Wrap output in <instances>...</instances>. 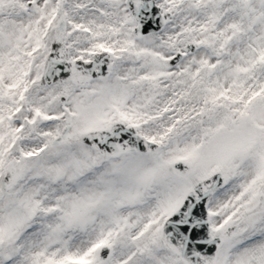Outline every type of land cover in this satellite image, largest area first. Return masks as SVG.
Segmentation results:
<instances>
[{
	"label": "snow or ice",
	"instance_id": "6c2138e0",
	"mask_svg": "<svg viewBox=\"0 0 264 264\" xmlns=\"http://www.w3.org/2000/svg\"><path fill=\"white\" fill-rule=\"evenodd\" d=\"M0 264H264V0H0Z\"/></svg>",
	"mask_w": 264,
	"mask_h": 264
}]
</instances>
